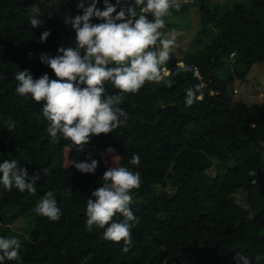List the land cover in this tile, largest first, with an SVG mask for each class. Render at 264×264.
<instances>
[{"label": "trees", "instance_id": "1", "mask_svg": "<svg viewBox=\"0 0 264 264\" xmlns=\"http://www.w3.org/2000/svg\"><path fill=\"white\" fill-rule=\"evenodd\" d=\"M193 1L199 28L182 64L171 57L164 80L126 94L119 107L127 121L93 136L81 153L62 136L52 141L43 104L19 95L15 79L25 69L33 79L45 73L56 79L40 56L75 48V32L65 19L82 14L79 0H56L51 7L50 0H0V163L15 159L29 177L40 176L34 195L0 184V237L20 241L19 260L4 264H240L237 253L249 264H264V92L253 102L233 93L255 64L264 67V0H241L224 10ZM33 5L44 14L35 28L28 22ZM103 7L97 0V8ZM187 8L181 0L165 23L174 25ZM44 31L50 35L41 43ZM198 84L202 98L186 106L187 89ZM105 89V95L119 94L111 83ZM11 121L15 128L9 131ZM109 147L114 153L106 152ZM133 155L138 165L130 163ZM89 156L98 161L94 173L71 166ZM120 166L141 180L130 193L138 223L127 253L122 241H109L104 229L86 225L91 193L103 185L109 167ZM253 170L256 175H249ZM238 191L244 203L235 200ZM49 192L61 210L56 221L34 211ZM17 221L19 227H10Z\"/></svg>", "mask_w": 264, "mask_h": 264}, {"label": "clouds", "instance_id": "2", "mask_svg": "<svg viewBox=\"0 0 264 264\" xmlns=\"http://www.w3.org/2000/svg\"><path fill=\"white\" fill-rule=\"evenodd\" d=\"M54 2L50 0L49 7ZM103 4L101 10L97 8V0H91L87 7L85 0H79L77 6L83 10L82 14L65 19L75 32V48L62 46L54 57L41 54V63L52 70L56 79H50L46 73L33 79L27 69L15 75L16 92L21 96L30 95L35 102L43 104L42 117L49 122L47 133L52 141L58 142L62 136L81 153L93 136L112 133L127 121V113L119 107L126 94H136L145 83L158 84L170 75L164 66L171 59L176 41L174 37L163 38V29L165 17L173 9L179 11L181 0H115V4L103 0ZM29 13L30 25L39 27L44 15L40 8L33 5ZM93 18L100 22L94 23ZM49 35L44 31L41 43ZM181 68L185 72L191 70L188 65ZM106 83H111L119 94L105 95ZM200 88L198 84L187 89L186 106L202 98L197 95ZM6 124L9 131L15 128V121ZM106 152L112 154L114 149L109 147ZM130 163L138 165L139 157L133 155ZM71 166L81 173H94L98 161L89 156L85 161H73ZM44 174L48 175L47 169ZM249 175L255 176V170ZM39 179L38 172L29 177L27 169L18 166L15 159L0 163V184L7 191L15 188L34 195ZM103 180V185L91 193L95 199L87 200L86 225L89 229L94 226L104 229L103 237L109 241H122V251L127 253L133 246L131 229L138 223L130 207L133 204L130 193L140 187V176L123 166L109 167ZM34 211L51 221L61 215L51 192L40 200ZM117 215L123 219L116 221ZM19 248L17 238L0 237V264L5 260H19ZM235 259L240 264H249V259L240 253Z\"/></svg>", "mask_w": 264, "mask_h": 264}, {"label": "rangeland", "instance_id": "3", "mask_svg": "<svg viewBox=\"0 0 264 264\" xmlns=\"http://www.w3.org/2000/svg\"><path fill=\"white\" fill-rule=\"evenodd\" d=\"M184 1L188 3L186 12L176 18L177 22H175L174 25L172 23H165L166 27L163 29L165 34L163 38H175L176 44L172 49L170 56L178 58L180 64H182L180 58L183 57V54L193 41L194 34L199 28V15L197 12L198 4L193 0ZM239 1L241 0H208V6L214 8V6L218 4L217 7L224 10L232 7ZM182 25L185 26L182 27ZM248 77L249 78L245 81L236 82L233 93L248 102L257 101L261 99L264 92V67H257L255 64L248 73ZM242 197L243 194L240 191L235 194V200L244 203ZM20 224L21 222L17 221L14 225H10V227L17 228Z\"/></svg>", "mask_w": 264, "mask_h": 264}]
</instances>
